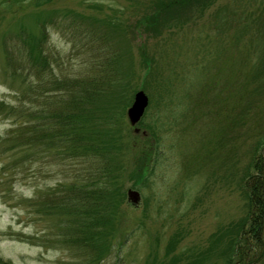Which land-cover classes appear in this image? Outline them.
<instances>
[{
	"label": "rangeland",
	"instance_id": "374dc122",
	"mask_svg": "<svg viewBox=\"0 0 264 264\" xmlns=\"http://www.w3.org/2000/svg\"><path fill=\"white\" fill-rule=\"evenodd\" d=\"M36 1L0 0V261L228 264L222 253L229 228L247 212L241 176L264 134V0H210L202 12L173 16L156 32L133 27L151 0ZM57 8L84 19L78 39L45 25L54 74L97 81L113 104L125 105L103 122L114 139L105 158L74 159L61 154L64 146H15L7 136L14 119L27 115L6 106L31 108L7 60L19 61L21 27L36 33L38 15ZM138 88L149 103L142 123L132 124L126 110ZM70 182L125 193L114 228L108 224L111 249L97 262L58 240L72 213L49 205L48 196ZM130 187L140 192L137 203L127 197Z\"/></svg>",
	"mask_w": 264,
	"mask_h": 264
},
{
	"label": "trees",
	"instance_id": "16d2710c",
	"mask_svg": "<svg viewBox=\"0 0 264 264\" xmlns=\"http://www.w3.org/2000/svg\"><path fill=\"white\" fill-rule=\"evenodd\" d=\"M209 1L151 0L133 27L152 32L159 31L162 23L171 20L173 16H181L183 12L185 14L189 10L202 12L209 5ZM35 3L39 4L41 0ZM38 16L40 21L36 20L38 23L36 33H31L24 27L19 31L22 42V47L17 48L20 54L19 61L15 60V56L7 60L11 75L13 77L19 75L25 83L22 96H27L31 102V108L27 110H23L21 104L11 105L9 110L6 106L9 114L27 115L25 119H14L15 126L10 129L7 136L13 139L15 146L23 143L49 148L64 146L68 150L61 154L74 159L105 158L114 139L110 135L111 125L106 127L103 122L107 116L108 121L115 118V114L122 111L125 105L113 104L111 102L113 99L108 93L97 89V81L79 77H57L51 67L52 54L48 51L47 53L44 46L47 37L45 25L50 23L59 26L71 35V38L78 39L77 33L80 30H76L79 26L77 21L84 19V15L72 12L71 9L57 8L47 10L46 14ZM92 18L105 22L103 18H97L95 15ZM111 21V19L108 21L109 24L113 23L115 27L120 28L119 22ZM261 68L263 67L260 66V70ZM256 73L257 71L255 73L253 71L247 76L250 83ZM262 77L264 78L263 74L260 78ZM0 102L3 104V101ZM27 111L29 112L24 113ZM139 122L142 123V120ZM100 125L105 128L102 129ZM154 132L153 129L151 133ZM18 135H21L20 139ZM242 177L246 188L247 212L229 228L230 239L222 254L227 258L228 264H258L264 255V134L255 139L248 166ZM124 195L119 188L112 190L102 183L70 182L68 188L65 187L64 190L57 188L54 197L48 196L51 202L49 205L65 206L72 213L63 224L61 222L62 229L58 232L61 239L58 240L69 247L76 246L84 255L86 252V256H91L90 259L97 262L111 249L108 238L112 233L108 224H112L113 215L117 214ZM111 227L114 228L113 224ZM0 262L11 264L9 260Z\"/></svg>",
	"mask_w": 264,
	"mask_h": 264
},
{
	"label": "water",
	"instance_id": "95a60500",
	"mask_svg": "<svg viewBox=\"0 0 264 264\" xmlns=\"http://www.w3.org/2000/svg\"><path fill=\"white\" fill-rule=\"evenodd\" d=\"M147 102L148 96L146 95V93L141 89L138 90L135 93L132 104L127 109V114L131 123H135L140 118L145 109V106L147 105ZM128 196L135 202L140 198L139 191L133 188L128 189Z\"/></svg>",
	"mask_w": 264,
	"mask_h": 264
},
{
	"label": "bare ground",
	"instance_id": "6f19581e",
	"mask_svg": "<svg viewBox=\"0 0 264 264\" xmlns=\"http://www.w3.org/2000/svg\"><path fill=\"white\" fill-rule=\"evenodd\" d=\"M59 65V64H58ZM263 69V68H262ZM58 70V69H57ZM58 72V71H57ZM110 122V121H109ZM48 161V160H47ZM50 162V161H49ZM70 168V167H69ZM72 168V167H71ZM74 168V167H73Z\"/></svg>",
	"mask_w": 264,
	"mask_h": 264
}]
</instances>
